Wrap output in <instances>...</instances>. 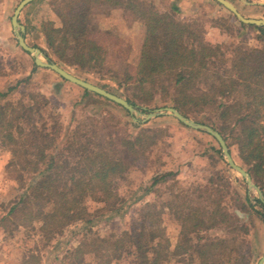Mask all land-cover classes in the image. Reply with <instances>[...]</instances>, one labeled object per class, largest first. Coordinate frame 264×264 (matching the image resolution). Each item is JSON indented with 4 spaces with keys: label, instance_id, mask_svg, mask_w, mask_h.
I'll return each mask as SVG.
<instances>
[{
    "label": "trees",
    "instance_id": "obj_1",
    "mask_svg": "<svg viewBox=\"0 0 264 264\" xmlns=\"http://www.w3.org/2000/svg\"><path fill=\"white\" fill-rule=\"evenodd\" d=\"M180 2L174 0L169 10L161 11L155 3L137 0H55L52 4L61 25L44 24L41 32L48 49L39 47L47 59L67 70L73 67L101 73L106 62L105 48L87 35L88 21L95 14L92 6H128L144 26V39L136 75L124 72V82L133 80L132 84L140 91L135 95L138 99L130 96L126 99L138 106L137 100L147 103L159 93L166 94L171 101L168 104L184 115L217 129L231 154V146L235 145L241 163L264 191V26L239 20L243 27L256 30L263 45L214 46L206 34L214 25L207 28L198 18L183 19ZM33 66L34 71L44 68L35 62ZM30 79L28 75L6 91H0V98ZM99 85L119 95L107 83ZM61 87L57 82L56 91L60 92ZM81 88L80 96L75 97V107L93 106L96 111L92 115L99 110L105 113L98 118L86 114L63 147L58 143L60 127L53 133L46 125L36 124L37 116L52 104L41 91L29 92L28 102L20 101L17 105L7 102L1 107V143L15 147L14 159L21 168L19 177L24 189L8 215L2 217L4 226L15 223L17 227H28L47 244L66 227L80 223L79 228L86 231L87 238L68 250L75 256L76 264H92L86 263L87 256L95 258L94 264H111L113 260L126 258H130V264H163L175 257L180 261L187 259L188 264H249L248 249L243 250L248 243V225L223 204L220 184L230 188L228 182H222L224 168L193 188L179 186L178 171L154 172L147 192L157 190L163 183L175 182L168 183L171 199L163 203L180 225L174 245L162 225L165 210L156 201L143 205L131 228L119 235H90L95 233L96 223L121 216L126 210L128 200L120 194L119 180L126 179L132 167L147 163L151 151L159 142L166 143L167 136L162 127L144 126L124 106ZM111 104L127 113L130 118L127 122L140 128L137 134L120 137L115 134L119 132L117 116L109 107L102 109ZM205 113L216 115L218 120L205 118L202 115ZM103 124H112L108 129L113 128L115 133L99 128ZM215 150L221 153L220 147ZM25 174L30 175L27 183ZM236 199L239 210L251 209L256 220L264 222V205L259 198L254 199L259 205L255 210L247 193ZM89 200L102 206L92 212ZM213 228L227 232L224 236L211 235ZM39 261V256L30 252L24 264Z\"/></svg>",
    "mask_w": 264,
    "mask_h": 264
},
{
    "label": "rangeland",
    "instance_id": "obj_2",
    "mask_svg": "<svg viewBox=\"0 0 264 264\" xmlns=\"http://www.w3.org/2000/svg\"><path fill=\"white\" fill-rule=\"evenodd\" d=\"M21 1L0 0V91H6L10 86L16 85L28 75H31V79L30 81L21 82L18 88L10 92L7 97L0 98V109L7 102H11L14 105H17L20 101L28 102L29 92L31 91H41L42 93L45 91L47 97L52 100V104L48 108L45 107L35 121L39 127L46 125L53 133L60 127L58 143L60 147H63L72 138L76 131L74 129L75 126H80V120L86 117V114L95 115L94 117L98 118L105 111L99 110L97 114L94 113L92 115L96 111L93 106L86 108L84 106L75 107L74 101L80 96L81 87L68 80H63L58 73L51 69L39 68L34 71V58L19 45L12 25V16ZM54 1L35 0L25 6L20 13L19 20L26 26L25 38L30 45L48 49L41 32L43 25L49 22L58 26L61 25L60 18L52 4ZM137 1L147 4L155 3L160 9L162 7L161 3L169 7L171 6L170 1L174 0ZM230 1L236 5L244 16L264 18V0ZM246 1L253 4L250 5ZM182 3L186 6L190 3L191 7L199 9L194 14H189V11H184L182 7L180 16L183 19L198 18L204 22L207 28L210 25L221 27L227 35L226 42L221 45L224 43L240 44L245 47L263 45V40L258 38V33L253 27H243L239 18L232 11L217 5L213 0H198L196 3H192L191 0H183ZM256 4H260V6H255ZM248 6H251L252 9H249ZM92 9L95 14L89 19L87 35L105 48V68L101 73L86 72L73 67H69L68 70L97 85L99 83H107L109 88L115 89L125 99L127 96L138 99L135 95L139 94L140 91L136 89L135 84H132L133 80L129 83L124 82V72L127 71V73L134 76L137 73L140 59L139 47L144 38L141 24L135 19L134 12L124 4L117 7L115 5H93ZM184 13L185 17L182 16ZM27 25H29V29ZM206 34L208 37L207 31ZM211 36L213 37V35ZM213 45H220V43ZM57 82L62 85L60 92L56 91L55 88ZM50 84L52 85L51 87L45 88V86ZM137 102L138 106L148 109V111H142L141 108L133 104L136 107L135 113H131L133 119L141 121L147 127H162L164 136H167L166 143L159 142L151 151V158L148 159L147 163L132 167L126 173L127 178L119 180L120 194L125 195L124 197L128 200L126 210L121 216L96 223L93 227L95 233L90 235H119L131 228L136 219L137 211L143 205L156 201L165 210L162 225L165 228L166 235L170 238L172 245H174L179 236L180 225L163 203L171 199L168 183L173 184L175 182L163 183L159 185L157 190L154 188L152 192H147L146 187L152 183L154 172L160 170L178 171L177 182L179 186L193 188L196 187V184L207 182L213 173L224 168L226 172H224L225 176L222 182H228L230 188L220 184L221 193H224L223 204L229 208L230 212L238 214L242 221L248 225V243L243 247V250L248 249L249 264H257L261 257L264 256V222L256 220L250 213L252 212L251 209L250 211H241L236 206L238 204L236 198L240 197L241 194L247 193L252 200L250 202L251 208L254 210L258 209L259 205L254 200L258 198L257 191L249 189L246 179L229 166L222 149L221 153L215 150V147L221 148V146L214 136L194 128L191 129L192 127L189 128L187 125L185 126L184 123L171 114L144 120L146 115L154 109L167 106L174 107L168 104L171 102L169 96L159 93L147 103L138 100ZM73 106L76 108L75 116L73 114ZM108 107L118 118L117 129L119 132L115 133L113 128L108 129L112 124H103L99 128L114 132L118 137L126 134L135 135L140 131V128L127 122L130 118L124 110L117 106L114 107L113 104L103 106L102 109H107ZM202 115L211 121L218 120L216 115L210 113ZM73 118L78 120L76 121ZM81 125L84 126L85 123L82 122ZM1 140L0 134V264H24V260L30 252H34L39 256V264H76L75 256H72L68 250L87 238L85 235L86 231L79 228L80 223H74L66 227L55 238L48 241L47 244L37 232L28 227H17L15 223H9L7 228L4 226L6 224H4L2 217L8 215L11 206L19 200L24 189L19 177L21 168L14 159L15 147L2 144ZM231 151L235 161L243 166L235 145L231 146ZM29 177V174H25L26 183L29 181ZM88 205L92 212L102 206L101 203L92 200H89ZM226 232V230L221 228H213L210 234L224 236ZM86 259V263H95L94 257L87 256ZM111 264H130V258L121 261L113 260ZM163 264L188 263L187 259L180 261L179 258L175 257Z\"/></svg>",
    "mask_w": 264,
    "mask_h": 264
},
{
    "label": "water",
    "instance_id": "obj_3",
    "mask_svg": "<svg viewBox=\"0 0 264 264\" xmlns=\"http://www.w3.org/2000/svg\"><path fill=\"white\" fill-rule=\"evenodd\" d=\"M35 0H22L18 6L15 9L14 15L12 16V25L14 32L17 36L19 45L28 53H30L33 58L36 65L44 68H49L56 73H58L60 76L65 78L66 80L75 83L85 89H88L90 91L96 92L100 95H103L104 97L124 106L126 109L129 110L130 113H135L136 107L130 103L127 99L124 97L117 95L93 82L87 81L73 73H71L66 68L62 67L58 63H56L53 60H49L45 57L42 49L37 46L30 45L26 38V26L22 24L19 20L20 13L22 12L23 8L27 6L28 4L34 2ZM220 3H222L226 8H228L230 11H232L236 17L239 18L240 21L247 23V24H254V25H262L264 26V18H252V17H246L244 16L239 9L236 7L235 4H233L230 0H217ZM165 114H171L172 116L176 117L179 121L184 123L185 125L192 127L194 129H197L199 131L207 132L210 135L214 136L217 141L219 142L222 152L224 154V157L227 160V163L229 166L234 169L236 172H238L243 178L246 179V182L248 184L249 189H255L258 193V198L262 201L264 205V192L263 190L254 183L252 176L248 172V170L243 167L241 164L237 163L235 159L233 158L232 154L230 153L229 147L227 145V142L223 135L214 127L200 123L195 121L192 118H189L185 116L183 113H181L178 109L175 107L167 106L162 108H157L148 113L144 120H149L154 117H158ZM136 119V118H135ZM143 120V121H144ZM257 264H264V256L261 257L259 262Z\"/></svg>",
    "mask_w": 264,
    "mask_h": 264
},
{
    "label": "crops",
    "instance_id": "obj_4",
    "mask_svg": "<svg viewBox=\"0 0 264 264\" xmlns=\"http://www.w3.org/2000/svg\"><path fill=\"white\" fill-rule=\"evenodd\" d=\"M182 1L183 0H181V2H180V5H181V7H183V10L184 11H189L188 13L189 14H194L196 11H198L199 9H196V8H194V7H191V5H190V3H188V6H186V5H184L183 3H182ZM243 1H245V0H243ZM173 1H170V5H171V3H172ZM248 4H253L252 2H249V1H246ZM245 2V3H246ZM162 6V7H161ZM161 8H160V10L161 11H167V10H169L170 9V6L169 7H167V5H165L164 3H161ZM193 6V5H192ZM256 6V5H255ZM115 7H117V6H115ZM248 8L249 9H252V7L251 6H248ZM116 10H119V9H116ZM182 16H186L185 15V13L182 15ZM91 18V17H90ZM89 22V21H88ZM137 22L138 23H140L141 24V26H142V28H143V32H144V26H143V24L140 22V21H138L137 20ZM89 24V23H88ZM56 26H58V25H56ZM88 27V26H87ZM207 33L210 35V38H209V35H208V37H207V40L211 43V44H218V43H220V44H222L225 40H227V35H226V33H224L223 32V30L222 29H220V28H217L216 26H213L212 28H208V30H207ZM211 35H213V37L211 36ZM93 39V38H92ZM144 39V38H143ZM97 42V41H96ZM213 42H215V43H213ZM98 43V42H97ZM140 48H141V46L139 47V51H140ZM55 84V83H54ZM52 85L50 84V85H47V86H45V88H49V87H51ZM51 89V88H50ZM52 90V89H51ZM43 93L45 94L46 92L45 91H43ZM46 95V94H45ZM47 96V95H46Z\"/></svg>",
    "mask_w": 264,
    "mask_h": 264
}]
</instances>
